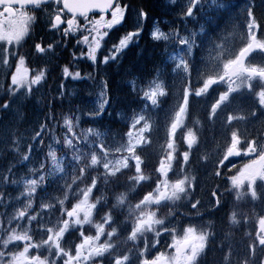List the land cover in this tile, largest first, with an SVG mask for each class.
Listing matches in <instances>:
<instances>
[{"label": "snow or ice", "instance_id": "1", "mask_svg": "<svg viewBox=\"0 0 264 264\" xmlns=\"http://www.w3.org/2000/svg\"><path fill=\"white\" fill-rule=\"evenodd\" d=\"M169 5L175 6L181 23L210 15L203 0H169ZM231 7L229 0L219 3L211 0L208 5L216 13L228 12ZM254 7V2L244 7L246 35L237 50L230 47V34H224L227 26L222 30L209 31L201 24L199 32L189 31L182 35L175 29L165 33L159 22L154 21L151 38L162 43L170 39L174 42L178 51L170 53L168 61L172 62V72L182 78L181 101L165 113L166 138L161 146L164 155L155 168L158 173L155 181H152L151 174L146 173L148 165L142 153H147L153 144L151 137L156 125L153 114L158 109L162 110L163 98L169 95V85L162 78V69L157 70L154 78L142 82L139 97L142 107L131 117L124 142L106 144V134L98 129H79L80 117L75 115L63 117V135L60 137L52 135L47 125L42 124L40 132L35 133L24 152H21L18 140L12 141L9 150L19 156V162L25 167L34 162L37 166L29 167L31 176L22 181V191L11 199L5 189L18 184L13 178L15 165L10 164L6 174L0 177V207H12L11 213H0V264H203L206 250L215 243V234L190 225L177 235L171 222L166 224L165 218L157 214L161 208L169 207L168 202L187 198L194 188V176H177L174 182L168 177L175 159L177 130L184 126L190 115V98L195 101L201 97H211L206 118L212 125L219 123L222 137L220 142L213 137L212 175L221 177L222 170L231 172L235 169L227 176L226 184L235 190L237 200L249 197L248 203L253 205L250 211L258 218V228L254 235L248 234V242L238 259H232L230 244L227 249L221 247V251L226 252L223 264H264V59L259 64L254 62V58L249 61L253 53L264 58V21L258 22ZM92 12H97L99 18H89ZM109 12L111 19H106ZM37 13L42 14L50 31L59 32L64 38L75 36L76 44L81 47L79 57L73 53L74 60L86 57L95 64L100 53L101 62L105 65L115 61L138 41L145 22L151 18L143 7L121 4L120 0H0V66L10 67L9 57L17 60L15 72L11 74V96L17 93L23 97L32 95L33 86L40 85L45 78L43 70L29 78L30 70L25 65L24 56H17L21 42L29 35L37 19ZM69 13L70 16L67 15ZM78 17L83 18V27ZM129 24L133 30L118 36L114 42L109 33L114 28L119 32ZM58 43L46 46L37 43L35 49L40 54L55 55ZM102 47L104 51L100 52ZM193 74L196 85L192 82ZM63 75L81 78L80 72L73 75L67 66L63 68ZM133 87H136L135 82ZM241 88H247L248 95L258 98V103L246 109L239 106L238 97L243 95ZM106 90L107 82L103 81L99 94L101 102L87 115L96 117L103 114L108 104ZM8 108L7 103L0 104V111ZM256 121L261 127L252 134L241 132L238 127L241 123ZM41 133L50 136V144L45 145L43 138L37 140ZM182 135L189 149L182 153L183 164L186 165L192 147L204 142L192 128ZM43 149H46L44 160L35 161L36 153ZM57 149L63 152L62 157L58 156ZM235 158L248 159L237 167ZM203 159H209L207 153ZM122 178H127L128 183L122 184ZM60 181H64L61 188L63 198L49 194V188ZM150 182L154 183L152 191L133 204L129 199L130 193L137 187L151 186ZM82 184L83 188L80 187ZM121 187L127 190L120 191ZM38 188L41 191L40 210L34 211ZM105 188L111 191L114 202H109ZM94 192L99 195H93ZM69 195L75 203L66 207ZM212 196L214 205L220 207L221 196L215 191ZM257 201L260 207L258 214L254 203ZM200 203V200L191 203L197 213ZM54 213H59V217L53 223L51 216ZM244 215L240 213L241 218ZM237 217L238 212L232 210L229 216L232 224L240 223ZM93 230L94 234H86ZM162 233L172 237L167 245L174 249L171 254L159 249L155 253L149 251L150 247L155 249L160 243ZM149 235L152 236L151 243ZM42 249L46 255L42 254Z\"/></svg>", "mask_w": 264, "mask_h": 264}, {"label": "rangeland", "instance_id": "2", "mask_svg": "<svg viewBox=\"0 0 264 264\" xmlns=\"http://www.w3.org/2000/svg\"><path fill=\"white\" fill-rule=\"evenodd\" d=\"M165 1L168 3L169 12L177 15L174 10L175 6L169 5V0H165ZM247 1L248 0H229L232 7L229 9L228 12H225V17L227 18V20H229L228 25L230 29L227 28V32H225L224 34L225 35L230 34V40H231L230 47L232 50H237L236 49L237 42H238L237 40H240L239 38L244 37L246 35V22H245V17L243 13H244V7L247 5ZM217 2L219 3L221 2V0H217ZM203 3L210 15H207V16L202 15L198 17L197 20L183 22L182 29H181L182 35H186L187 32L189 31L199 32L201 24L206 25V23L209 21L214 22V20H212L211 14L215 13L216 15H218L219 13H216L212 8H208V5L211 3V0H203ZM49 11H51V9H49ZM41 18L45 23L43 16ZM187 22H190L192 26L195 25V30H193L192 26L188 27L186 24H184ZM81 27H83V24H81ZM159 27L165 33H169V30H164L160 24H159ZM51 33H52L51 34L52 41H50V43H56L57 41L54 42V40L58 38L59 32H56L53 30V32ZM78 34L79 33H77V35ZM25 42H26V37L21 42V45H24L25 49L22 51L20 48H18L17 56H21L22 53H26L28 48L26 47ZM199 42L200 40L197 41L198 44ZM60 43L62 45V42ZM163 44L165 47V54L162 55L164 59L162 60L161 63H159L160 69H162L164 72V75L162 76V78L165 80L166 84L169 85V95H175V97H172V100L174 101L173 104L169 100H167V97L163 98V103L161 104L162 110L158 109L156 113L153 114L154 119L156 121V125H154V130H157L158 132H160V134L158 133L160 143L159 145L156 144L157 148H159L162 145V143H165V138H166L165 137V124H164L165 113L175 108L181 101L180 84H181L182 78L178 76L176 73L172 72V62L168 61V55L172 53L174 50L178 51V49H176L175 44L171 39L169 42L163 43ZM76 45L77 44L75 42L74 45L71 44V47H72L73 53H75V55L79 57L80 50L78 49ZM59 48H61V46ZM83 50L86 52L87 48L84 47ZM102 51H103V47L101 48L100 52ZM51 56L52 55H47V57H49L50 59H51ZM69 56L70 58L73 57L72 53H70ZM24 58H25V65H26V57L24 56ZM253 58H254V62L257 64H259L260 61L264 59L256 55L255 53H253L252 56L249 57V61H252ZM100 59H101L100 53H98L97 62L94 64V67L93 65L92 66L90 65L92 69H90L89 71H91L92 73H90V75L87 77L88 82L82 76V72L78 70V72H80L81 74V78L73 79L72 76H68V77L64 76L63 81H60V83H58L57 91L60 89L58 92L60 95L63 96L66 94L65 96H67L68 98H71L74 100L77 99L81 102L82 105L80 107H78L77 109L75 108L72 112L68 114V116L75 115V116L80 117L79 129H89V128L98 129L99 131L106 134L104 137V142L106 144H111L114 142H124L127 139L126 133L129 131V126L131 124V117L135 113L140 111L142 107L141 103L136 104L138 105L137 107L139 108V110L136 109L134 112H128L125 110L120 111L119 119L126 125L127 130L125 131L119 130V131L113 132L112 134L106 133L102 129V127L98 124L97 119L101 115L96 116V117L87 115V113L96 109L99 103L101 102L100 95H99L101 92V82L106 81V80H103L102 78H99L96 81H93V78H97V73H96L97 68L107 66L103 64L101 62L102 59L101 60ZM83 61H85L84 63L86 64L90 62V60H88L85 57L83 59H77L76 64H79L80 62H83ZM110 62L111 61H109V63ZM16 63H17V60L15 58L9 57L10 67H7V68H11L12 73L15 72ZM246 63H248V61H246ZM40 67H37L35 73L29 75V78L34 77V75L38 71H41L42 69ZM69 71L74 75L71 69H69ZM156 72L157 70L152 71L147 77H143L145 79L142 78L141 80H139L138 78H135L133 80V82H135L136 87L135 88L133 87V82H132V87L138 93L139 96H140V86L142 82L147 79L154 78ZM69 79L73 80V82H70L71 80L69 81ZM193 81H194V84H196L195 74H193ZM10 85H11V79H10ZM9 87H7L6 85L4 86L0 85V104L7 103L9 105L7 113H5V111H0L2 112L0 113V177L6 174V169L9 167L10 164L15 165V167L13 168V173H14L13 178L18 181V184L9 186L8 188L5 189V191L10 194V199H11V198L18 196L19 192L22 191V181L25 178H29L31 176V173H29V170H28L29 167L37 166V163L35 162L32 165H29L28 167H25L23 163H20L19 156L9 150L12 147V141L14 139L18 140L19 141L18 146L21 152H24L27 144L32 142V137L35 135V133L40 132V128L42 124L47 125L48 129L50 130V133L52 135H55L56 137H60L63 135V132H62L63 124L58 125L56 122L53 124H50L46 120L43 119L42 114H41V109H42L43 101H44V98H43L44 89H43L42 83L40 85H34L33 94L28 97L19 96V93H17L16 96H11L9 94ZM51 89L52 87H50V90ZM50 90L48 89L47 92H50ZM21 91H23V89ZM240 92L243 93V95H240L238 97L237 104L239 106L246 109V108L252 107L254 103H258V98H253L252 96L248 95L247 88H241ZM105 95L108 98L107 90L105 92ZM234 95L236 94L234 93ZM191 102L192 100L190 98V103ZM25 103L30 104V111L32 110L30 113V117L28 116L26 112L20 109V107L25 105ZM108 103H109V99H108ZM205 103H207L205 104L206 106H209L211 103V97H207V98L205 97ZM253 110L257 111V114H259L256 108H253ZM220 119L223 120L224 117L221 116ZM259 126H260L259 121H256L254 123H241L240 125H238L241 132L247 131L249 134H252L255 131V129L260 128ZM205 130L207 131L205 134V144H204L203 154L205 155V153H207L209 157L208 160L203 161L204 165L206 162V168L205 166H203L204 168H201V172H199L200 175L195 178L194 188L190 190L188 197L187 198L182 197L181 200L176 201L174 203L168 202L169 207L161 208L157 213L158 216H161L162 210L163 212H169L171 210H174L175 207L179 205H181V207H184L185 211L188 213H190L191 211L197 212V209H193L191 207V203H194L196 200H200L201 202L199 205H197L199 212L205 211L206 213L207 210L215 207L214 205L215 198L212 196L213 191H215L217 195L221 196V201L223 200L224 196L222 194H219L218 188L214 186V182L217 179V177L215 178L212 175V164L210 163L211 159L215 155V145L213 143V137L215 136L217 142H220L222 140V137L219 134V123H217V125H212L209 121H206ZM193 131H195L197 135L202 133L201 128H199L198 131L193 129ZM40 138H43L45 145H48L51 143V139L49 135H45L44 133H41V136L38 137L37 140H39ZM152 140L155 141L154 138H152ZM33 146L35 147V144ZM194 149H196V145H194L190 151ZM45 152H46V149L38 151L35 156V161L38 162V161L44 160ZM57 153H58V156H61V157L63 156V152H61L59 149H57ZM163 155H164V152H162L161 156ZM247 159L248 158H244L243 160H241L240 158H235V163L237 167L242 166V164L246 162ZM228 168H231V165H228ZM171 172L174 173L176 178L177 176H180L182 178L183 175L187 174L185 164H183V162L181 164V162L177 161L176 158L172 161V171L169 172V175ZM234 172H235V169H232L231 172H229L227 169H224V174L226 173L228 175H231ZM169 180L172 182V179H169ZM49 183H51V180H49ZM258 184H259V181H258ZM63 185H64V181H60L59 184H53L49 188V194L63 198L62 192H61V188L63 187ZM227 185H230V184H226V179L222 178L221 187L225 188ZM243 198L247 201L249 200L248 196H244ZM40 203H41V191L38 188L36 197L34 199V204H33L34 211L40 210ZM254 203H255V206L259 205L258 201ZM3 210L4 212L11 213L12 207L9 206L7 209L3 207ZM55 214L56 213H54L51 216L52 221L54 219ZM193 214H196V213H193ZM174 215L175 214L168 215L169 217L165 218V223L167 224L171 222V224L176 228V234L181 235L182 230L181 229L179 230V224L183 222V220L179 221L180 217L173 218L172 216ZM189 215L191 217V214ZM45 219H48V217H45ZM191 226H193V224ZM35 227H36L35 224H33V228ZM226 227L227 226L219 227V229L224 230ZM148 239H149V242L151 243L152 236L149 235ZM171 239L172 237L169 236L168 233H162L161 236L159 237L161 244L159 243L158 245H156L157 247L156 249H158L159 247L162 252L165 248H167V245L171 243ZM156 249L153 250L152 252L155 253ZM149 251H151V247L149 248ZM41 252L43 254V249L41 250Z\"/></svg>", "mask_w": 264, "mask_h": 264}, {"label": "trees", "instance_id": "3", "mask_svg": "<svg viewBox=\"0 0 264 264\" xmlns=\"http://www.w3.org/2000/svg\"><path fill=\"white\" fill-rule=\"evenodd\" d=\"M143 1L145 3V0H120V3L121 4L129 3L133 7H140V3L142 5ZM147 1L149 3L148 12L150 13V16H157V18L167 17L169 19H174V23L176 24V27H169L165 25V28L169 29L170 32H172L174 29L181 31L182 25L180 23V20H177V17L174 16V14L161 10L159 14L155 15L152 7L150 6V2L152 0H147ZM252 2H254L255 4L253 11L257 17L258 22L264 21V2H262V0H252ZM257 2H260L261 4H258ZM214 20L218 22V25H222L223 18L216 16L215 14ZM207 24H208L207 29L209 31H212L214 29L218 30V28H215L217 25L213 24V22L210 21ZM129 26L131 25L129 24ZM123 32H124V29H121L119 32L116 31V33H114V35L112 36L113 41L115 42L118 36H122ZM30 33L31 34L28 36V39H27V44H29L30 47L34 48L35 44L38 43V40L40 38L38 37L39 38L38 39L36 37L37 33L33 29L31 30ZM64 43L68 45L67 48L64 49V53H62L61 51L56 53L54 56V59L48 64L47 85L51 87V85L53 84V87L50 90V92L45 94L42 111H41L42 117L44 120H46L50 124H53L56 122L58 125H62L63 117L67 116L70 112H72L76 106L75 101L70 100L67 97H64V98L58 97L59 94L56 92L55 86H54L57 80L62 79L61 77L63 76V68L65 66L74 68V59L72 60V57L70 58L69 56L70 53H72L73 55V51L71 49V46L69 45V44H72V41L70 40V38H68L64 41ZM109 47H111V45H109ZM163 49H164V46L159 43L151 41L150 37L148 36V33L145 31V33L141 34L140 39L136 45L128 48V50H126L122 54L121 58L117 62L111 61L106 66L107 73H108V76L106 77L107 92L109 95L110 104L107 107V110L105 111L103 116L100 117L99 123L109 133L112 134L116 130L117 131L127 130L126 125L123 122H119L115 118V112H118V110L120 109H124L128 112H131L137 106L136 104L140 103V99H139L140 96L137 93H133L130 86L125 85V80L128 78H133L135 76L143 78L145 77L144 76L145 70H147L150 73L154 71V63L155 62L160 63L162 60V54L164 51ZM100 57L102 56L100 55ZM90 65H93V64H90ZM90 65H86V63L81 62L80 68H81V71H83L84 77H86L85 74L90 75V73H92L91 71H89L91 69ZM96 71H97L96 72L97 75L100 77L98 73L100 69L98 68ZM192 82H193V85H196L194 84L193 77H192ZM167 100L172 101V97H168ZM204 103H205V97L197 98L195 101H192L190 103V106H191L190 107L191 109H189L190 115L188 119L186 120L185 125L179 129V132L177 135L178 144L176 145L175 158L177 159V161L181 162V164L183 162L182 153L184 151H188L187 150L188 148L186 147L187 145H186V142L184 141L182 133L185 134L188 128H192L197 131L199 130V128H201L202 133H200L197 136L200 137L201 141L205 142V122L208 121V119L206 118L207 110L205 109ZM116 124L119 125L120 127L117 129H114L113 125H116ZM158 133L160 134V132H158L157 130H154V134L151 137V139L154 138L155 141H153V144L147 153H142V156L146 157L145 163L148 165V168L146 169V173H149L152 175V181H155L157 179L158 173L155 172V168L158 167V162L160 158L162 157L161 154L162 152H164L161 146L159 148L156 147V144L159 145L160 143ZM203 146H204V143L202 145L198 143L196 145V149L190 151V157L188 161L189 166L195 165L196 167H200V168L205 166L203 163L204 161L203 159L204 157L203 148L204 147ZM192 172L195 174L196 170ZM189 175L192 176V173H190ZM199 175L196 174V176H199ZM170 179H172V182H174V180L176 179V176L174 175V173H171ZM121 183L122 184L128 183L127 178H122ZM150 184L151 186L145 185L142 187H137L135 192L130 193L129 199L131 200L133 204L136 203L139 198H142V196L146 194L148 191H152V188L154 187V183L150 182ZM219 186H220V182L216 181L215 187L218 188L219 193L224 194L225 196L230 194V192H228L227 190H222ZM80 187L83 188L84 185L82 184L80 185ZM73 188H75V186H73ZM126 190H127L126 187L120 188V191H126ZM104 192L107 195L109 202L110 203L114 202L111 191L108 188H105ZM93 195H99V193L94 192ZM229 202H230V196L226 198L225 206L220 205V207L218 208L215 206L209 209L208 212L210 213V215L212 214L209 221L206 220L205 211H202L199 213L195 211H191L190 213H188L185 211L184 207H181V205L175 207L174 210H171L169 212H163L162 210L161 216L163 218H167L169 217L168 215L175 214L174 216H177V215L182 216L181 219L182 220L184 219V222H186L190 218L189 214H191L192 215L191 218L192 217L197 218L194 224L195 226H197L198 230L200 228H203L206 231L212 232L213 229L216 228V226H218V230H220L219 227L227 226V231L235 232L237 228V224H232L228 216L230 214L229 213L230 212ZM70 203H75V200L73 199L72 195H69V200L66 201L65 206L67 207ZM0 213H5L3 210V207H0ZM193 213H196V214H193ZM255 213L258 214L259 212L255 211ZM58 217H59V213H56L54 215L53 223ZM210 222H211V227L209 226ZM86 234H94V230L91 233L86 232ZM73 240L76 241V238L73 237ZM76 242H79V241H76ZM173 252L174 251L172 249H168L166 254H171ZM214 255L219 256V252H216L215 254L211 256L213 257ZM208 263L215 264L212 260H209V259L207 260V258L204 257L203 264H208Z\"/></svg>", "mask_w": 264, "mask_h": 264}, {"label": "bare ground", "instance_id": "4", "mask_svg": "<svg viewBox=\"0 0 264 264\" xmlns=\"http://www.w3.org/2000/svg\"><path fill=\"white\" fill-rule=\"evenodd\" d=\"M258 4H261L260 2H257ZM148 1L147 0H145V3H144V1H143V3H142V5H141V3H140V7H143V9L145 10V11H148V9H149V7H148ZM150 6L152 7V9H153V12H154V14L155 15H157V14H159V12L161 11V10H164L165 12H169V6H168V3L165 1V0H152L151 2H150ZM165 15H166V13H165ZM174 16H175V14H174ZM151 18L152 19H154V18H157V16H151ZM170 21L171 22H173L174 23V19H170ZM153 62V61H152ZM160 69V64L158 63V62H155L154 63V70H159ZM99 73V75H100V78H102V79H105L106 78V76H107V73L106 72H101V71H99L98 72ZM144 76L145 77H147L149 74H150V72H148L147 70H145L144 71ZM2 102V101H1ZM82 104H81V102L79 101V103H78V106L80 107ZM20 109L21 110H23L24 112H26L27 114H28V116L30 117V113H31V111H30V104H26L25 103V105H23L22 107H20ZM29 111V112H28ZM0 113H2V112H0ZM5 113H7V111H5ZM115 118L119 121V122H122L120 119H119V115H118V113L117 112H115ZM120 126L119 125H113V128L114 129H117V128H119ZM117 131V130H116ZM115 131V132H116ZM219 233H221V239L224 241V243H225V245L226 246H228L229 244H230V242H232V240L231 239H229L228 238V231H227V227L224 229V230H222V229H220V232ZM242 240V237L241 238H238V239H236L235 241H233V242H235V245L236 246H238V244H239V242Z\"/></svg>", "mask_w": 264, "mask_h": 264}, {"label": "flooded vegetation", "instance_id": "5", "mask_svg": "<svg viewBox=\"0 0 264 264\" xmlns=\"http://www.w3.org/2000/svg\"><path fill=\"white\" fill-rule=\"evenodd\" d=\"M256 230H257V229L251 230L250 233H252V234L254 235ZM244 242L247 243L248 240H245Z\"/></svg>", "mask_w": 264, "mask_h": 264}, {"label": "water", "instance_id": "6", "mask_svg": "<svg viewBox=\"0 0 264 264\" xmlns=\"http://www.w3.org/2000/svg\"><path fill=\"white\" fill-rule=\"evenodd\" d=\"M92 13H97V12H92Z\"/></svg>", "mask_w": 264, "mask_h": 264}]
</instances>
